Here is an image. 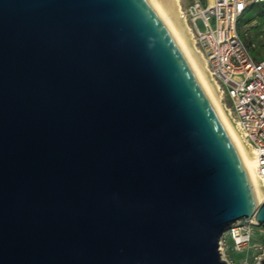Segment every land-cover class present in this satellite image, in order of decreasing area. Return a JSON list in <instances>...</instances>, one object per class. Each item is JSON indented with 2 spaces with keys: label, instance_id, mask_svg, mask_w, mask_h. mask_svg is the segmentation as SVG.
I'll return each mask as SVG.
<instances>
[{
  "label": "water",
  "instance_id": "water-1",
  "mask_svg": "<svg viewBox=\"0 0 264 264\" xmlns=\"http://www.w3.org/2000/svg\"><path fill=\"white\" fill-rule=\"evenodd\" d=\"M258 202L146 0H0V264H228Z\"/></svg>",
  "mask_w": 264,
  "mask_h": 264
},
{
  "label": "built area",
  "instance_id": "built-area-1",
  "mask_svg": "<svg viewBox=\"0 0 264 264\" xmlns=\"http://www.w3.org/2000/svg\"><path fill=\"white\" fill-rule=\"evenodd\" d=\"M259 4H264V0H191L181 5L180 15L189 24L220 99L252 148L257 173L264 179V58L252 56L250 48L254 43H245L237 29L239 18ZM197 19L203 29L197 26ZM241 226L233 223L219 237L218 248L228 264L231 261L224 251L227 240L237 250L248 247L251 241L250 230L240 229ZM242 263L248 264V260Z\"/></svg>",
  "mask_w": 264,
  "mask_h": 264
},
{
  "label": "bare ground",
  "instance_id": "bare-ground-1",
  "mask_svg": "<svg viewBox=\"0 0 264 264\" xmlns=\"http://www.w3.org/2000/svg\"><path fill=\"white\" fill-rule=\"evenodd\" d=\"M156 13L164 27L172 37L184 60L190 69H193L198 75L202 85L207 90L209 96L214 102L228 129L235 136L241 151L248 163V168L253 184V188L258 199V203L264 200V179L257 173L256 159L252 148L244 141L235 123L231 119L229 110L222 103L220 93L217 89L216 82L210 76L205 57L202 51L195 44L189 24L180 15V0H146ZM259 225L255 218L251 216L244 220L240 229L246 228L245 224ZM239 238L243 234L239 233ZM230 262V261H229ZM230 264H232L230 262Z\"/></svg>",
  "mask_w": 264,
  "mask_h": 264
},
{
  "label": "rangeland",
  "instance_id": "rangeland-1",
  "mask_svg": "<svg viewBox=\"0 0 264 264\" xmlns=\"http://www.w3.org/2000/svg\"><path fill=\"white\" fill-rule=\"evenodd\" d=\"M184 1H180V7ZM199 29H203L200 19L196 20ZM238 33L249 46L252 56L256 59L264 58V4L253 5L244 15L239 18L237 25ZM245 227L250 230L251 241L249 246L237 250L232 246L231 240H227L225 256L232 264H243L247 259L248 264H260L264 259V226L246 223Z\"/></svg>",
  "mask_w": 264,
  "mask_h": 264
},
{
  "label": "crops",
  "instance_id": "crops-1",
  "mask_svg": "<svg viewBox=\"0 0 264 264\" xmlns=\"http://www.w3.org/2000/svg\"><path fill=\"white\" fill-rule=\"evenodd\" d=\"M180 1H181V0H180ZM182 1H184V2H183V5H184V4H187V3H188L189 1H191V0H182Z\"/></svg>",
  "mask_w": 264,
  "mask_h": 264
}]
</instances>
